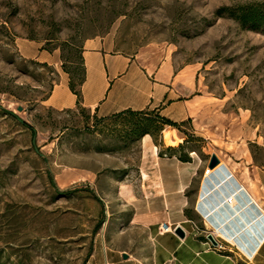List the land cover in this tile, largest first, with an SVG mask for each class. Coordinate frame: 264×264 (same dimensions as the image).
Wrapping results in <instances>:
<instances>
[{"label":"rangeland","instance_id":"rangeland-1","mask_svg":"<svg viewBox=\"0 0 264 264\" xmlns=\"http://www.w3.org/2000/svg\"><path fill=\"white\" fill-rule=\"evenodd\" d=\"M253 1L0 0V264L108 259L97 182L135 173L137 118L43 103L58 71L81 73L86 38L108 35L151 70L165 61L190 69L199 102L179 129L181 152L220 160L227 145L264 170V27L216 14ZM42 50L56 64L32 57Z\"/></svg>","mask_w":264,"mask_h":264},{"label":"crops","instance_id":"crops-1","mask_svg":"<svg viewBox=\"0 0 264 264\" xmlns=\"http://www.w3.org/2000/svg\"><path fill=\"white\" fill-rule=\"evenodd\" d=\"M41 56L56 64L54 55L43 50L32 57ZM82 59L81 98L72 92L69 75L62 70L45 106H80L98 118L126 109H157L175 122L195 117L199 100L190 69H176L165 61L151 70L118 51L108 35L86 38ZM183 139L184 134L170 125L162 130L161 144L146 134L134 174L97 182L99 199L106 202L109 214L105 264H264V170L244 149L227 145L220 150L222 162L208 174V161L197 151L186 162L175 154H159ZM163 223L181 226L185 236L161 232ZM208 234L221 248L209 242Z\"/></svg>","mask_w":264,"mask_h":264},{"label":"trees","instance_id":"trees-1","mask_svg":"<svg viewBox=\"0 0 264 264\" xmlns=\"http://www.w3.org/2000/svg\"><path fill=\"white\" fill-rule=\"evenodd\" d=\"M216 14L218 16L227 15L229 17L237 20L241 25L248 26L252 29H259L264 27V0L253 1L245 4H237L232 6H221L216 10ZM81 73L75 74L74 72L64 69L65 72L69 75V87L73 93L77 95V97L81 98L80 87L85 78V68L83 66V59L81 55ZM80 107V106H79ZM81 108V107H80ZM83 109V108H82ZM95 116V115H94ZM121 116H131L137 118L135 122H133V130H131L132 134H138L141 138L149 134L154 139L157 144H161V133L165 125H170L176 127L177 129H181L183 122H175L168 117H165L160 114L157 109H144V110H132L126 109L124 111L113 114L110 117L99 118V119H107V118H117ZM96 117V116H95ZM98 118V117H97ZM159 133V135H158ZM159 136V137H158ZM183 143H179L175 147H168L165 151H160L159 154L166 155V153L175 154L178 156V159L181 161H190V154L187 152H181V148ZM195 151L194 149L189 150V153ZM69 190L58 191L61 195H66ZM99 227V224H98ZM97 227V228H98Z\"/></svg>","mask_w":264,"mask_h":264},{"label":"water","instance_id":"water-1","mask_svg":"<svg viewBox=\"0 0 264 264\" xmlns=\"http://www.w3.org/2000/svg\"><path fill=\"white\" fill-rule=\"evenodd\" d=\"M19 109H21V108L19 107ZM219 161H220L219 158L215 154H212L208 160L207 166L212 169L219 163ZM174 233L180 238H183L185 236V232H184L183 228L179 225L175 227ZM207 239L209 240V242L214 247L218 246V241L216 239H214L212 234H208ZM123 256L125 258L127 257L126 254H123Z\"/></svg>","mask_w":264,"mask_h":264},{"label":"built area","instance_id":"built-area-1","mask_svg":"<svg viewBox=\"0 0 264 264\" xmlns=\"http://www.w3.org/2000/svg\"><path fill=\"white\" fill-rule=\"evenodd\" d=\"M210 170H211L210 168H207L205 170L204 174H208ZM231 201H232V198L231 197L228 198V202H231ZM193 225H194V227H196L194 223H193ZM175 227L176 226L170 225L168 223H163L162 225H160V231L163 232V233L164 232L174 233ZM217 248H221V245L219 243H218Z\"/></svg>","mask_w":264,"mask_h":264}]
</instances>
